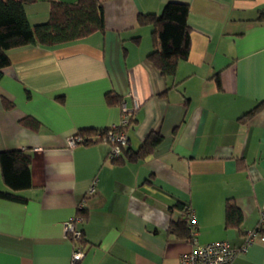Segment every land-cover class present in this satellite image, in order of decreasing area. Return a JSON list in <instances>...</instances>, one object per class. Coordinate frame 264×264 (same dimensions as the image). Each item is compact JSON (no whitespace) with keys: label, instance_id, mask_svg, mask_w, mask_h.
Masks as SVG:
<instances>
[{"label":"crops","instance_id":"0c3cea01","mask_svg":"<svg viewBox=\"0 0 264 264\" xmlns=\"http://www.w3.org/2000/svg\"><path fill=\"white\" fill-rule=\"evenodd\" d=\"M77 1L36 0L25 9L35 26L49 20L52 2ZM100 1L105 32L7 52L0 154L31 155L32 187L18 193L25 202L0 198V264H71V221L84 235L79 264H180L193 246L171 225L185 222L187 207L198 245L227 241L241 249L264 214V0ZM172 2L189 6L191 47L165 77L150 59L154 28L137 20ZM108 94L141 103L116 161L107 143L67 145L81 130L120 124L121 104H109ZM24 119L39 127H23ZM154 134L161 142L137 157ZM9 190L0 165V191ZM228 202L241 210L238 227H226ZM82 204L87 215L77 221ZM231 264H264V242Z\"/></svg>","mask_w":264,"mask_h":264},{"label":"trees","instance_id":"16d2710c","mask_svg":"<svg viewBox=\"0 0 264 264\" xmlns=\"http://www.w3.org/2000/svg\"><path fill=\"white\" fill-rule=\"evenodd\" d=\"M34 1L36 0H0V80L4 76V70L11 65L7 55L9 50L25 46L52 49L73 44L95 33L106 31L105 11L100 0H78L76 3L52 2L49 20L46 23L32 26L28 20L25 6ZM189 12L187 4L172 2L164 7L161 15L141 14L138 17L137 23L140 26L151 25L154 28L155 49L150 55V59L165 77L174 76L179 62L189 58L191 47ZM107 101L114 105L122 104L123 100L108 94ZM3 102L5 109L12 110L14 108V104L9 100L3 99ZM134 122L135 118L132 120V124ZM21 125L36 130L39 127V122L24 119ZM109 130H81L77 134L83 137L84 145H90L99 143L95 138L90 139L92 134L96 135L98 132L106 134ZM160 142L159 134L149 136L135 155L144 157L150 154ZM122 152H126V148ZM120 158L121 156L115 161ZM31 164L32 157L25 151H4L0 154L2 176L10 189L9 192L0 191V198L15 202L26 201L18 193L32 187ZM78 215L83 219L86 218L85 206L83 209H79ZM184 215L185 222L181 221L171 225V230L178 236L191 240L192 230L186 220V208ZM242 222L241 210L233 203L228 202L226 227H238ZM262 232L264 233V230ZM83 241L84 235L81 243Z\"/></svg>","mask_w":264,"mask_h":264},{"label":"built area","instance_id":"2783aa9c","mask_svg":"<svg viewBox=\"0 0 264 264\" xmlns=\"http://www.w3.org/2000/svg\"><path fill=\"white\" fill-rule=\"evenodd\" d=\"M141 107L136 99L128 98L123 100L121 104V121L118 126L111 128L106 134L98 132L96 140L99 143H107L111 145L110 158L115 160L121 156L122 150L128 145L127 132L131 127L132 120ZM69 148L74 149L77 146L84 145L83 137L78 134L70 136L67 140ZM94 192V186L91 188V193ZM82 204L79 209L84 208ZM186 220L192 230V250L189 253L183 254L180 258V264H231L237 257L240 251H247L258 239L264 242V214L259 226L249 231L245 237V243L241 249L233 248L227 241H217L205 245H198V223L193 208H186ZM77 221L82 218H77ZM66 233L74 243V251L72 254L71 264H79L85 257V252L80 246L83 240V232L76 229L75 222L71 221L66 224Z\"/></svg>","mask_w":264,"mask_h":264}]
</instances>
